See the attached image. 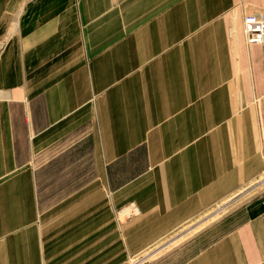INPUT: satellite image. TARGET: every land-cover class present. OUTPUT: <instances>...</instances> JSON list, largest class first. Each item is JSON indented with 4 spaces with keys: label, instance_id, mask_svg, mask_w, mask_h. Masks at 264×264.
<instances>
[{
    "label": "crops",
    "instance_id": "obj_1",
    "mask_svg": "<svg viewBox=\"0 0 264 264\" xmlns=\"http://www.w3.org/2000/svg\"><path fill=\"white\" fill-rule=\"evenodd\" d=\"M259 11L264 0H0V264H127L253 188L264 45L245 43L242 20ZM193 246L180 264H264V195Z\"/></svg>",
    "mask_w": 264,
    "mask_h": 264
},
{
    "label": "rangeland",
    "instance_id": "obj_2",
    "mask_svg": "<svg viewBox=\"0 0 264 264\" xmlns=\"http://www.w3.org/2000/svg\"><path fill=\"white\" fill-rule=\"evenodd\" d=\"M242 36L244 38L243 32H242ZM244 41H245V38H244ZM259 179H257V182L253 185V188H250L251 187L250 184H243L242 187L234 195L226 199V201L221 202L220 204H218L216 207H214L210 211H207L203 215L192 220L190 223H188L184 227L180 228L173 235L167 237L166 239H164L157 245L153 246L149 251L144 253L146 255L132 257L129 260L148 259V255L153 254L157 251H160L166 246H168L169 244H171V242L181 237L182 234H184V231H186L188 228L200 222L203 218L213 213L219 206L222 205V207H220L219 209L215 211V213H220L219 214L220 216L217 220L213 221L212 223L207 225L202 230H199L196 233L188 235L184 239L179 240L177 243L173 244L171 247L165 249L164 251L157 252L158 254L151 260L159 264H180L182 261H185L190 256H192V254L195 251L193 242L195 238L197 237V235L201 234L203 231H206L210 228L217 226L219 223H222L223 221L227 219V217H229L231 213L237 211L241 207H244V205L246 203H249V201H252L253 199L257 197L264 195V177L261 180Z\"/></svg>",
    "mask_w": 264,
    "mask_h": 264
},
{
    "label": "built area",
    "instance_id": "obj_3",
    "mask_svg": "<svg viewBox=\"0 0 264 264\" xmlns=\"http://www.w3.org/2000/svg\"><path fill=\"white\" fill-rule=\"evenodd\" d=\"M242 32L248 46L264 45V11L245 15L242 20ZM263 177L264 175L259 180ZM136 214L134 206H130L127 215L133 217ZM140 261L129 260L127 264H139Z\"/></svg>",
    "mask_w": 264,
    "mask_h": 264
}]
</instances>
